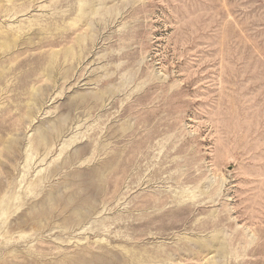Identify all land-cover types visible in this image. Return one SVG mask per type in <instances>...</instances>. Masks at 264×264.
Masks as SVG:
<instances>
[{
    "label": "rangeland",
    "instance_id": "rangeland-1",
    "mask_svg": "<svg viewBox=\"0 0 264 264\" xmlns=\"http://www.w3.org/2000/svg\"><path fill=\"white\" fill-rule=\"evenodd\" d=\"M0 264H264V0H0Z\"/></svg>",
    "mask_w": 264,
    "mask_h": 264
}]
</instances>
